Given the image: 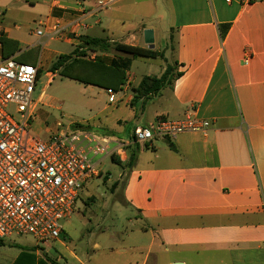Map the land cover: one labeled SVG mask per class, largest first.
I'll list each match as a JSON object with an SVG mask.
<instances>
[{
	"label": "crops",
	"instance_id": "crops-1",
	"mask_svg": "<svg viewBox=\"0 0 264 264\" xmlns=\"http://www.w3.org/2000/svg\"><path fill=\"white\" fill-rule=\"evenodd\" d=\"M98 1L108 0H0V38L17 44L10 57L36 46L40 56L41 39L52 40L49 28L58 23L64 30L59 41L74 48L82 46L80 38L86 36L148 49L144 26L130 32L116 25L115 10L108 8L123 0L103 9ZM164 2L174 41L170 60L165 52L152 50L181 76L154 96L128 97L141 123L125 127L122 138L127 140L135 126L178 120L187 113L208 121L210 128L205 136L155 140L168 143L162 153L152 142L137 146L121 196L123 207L135 213L140 224L126 234L128 252L122 264H264V0ZM140 3L133 0L132 5ZM37 31L43 35L36 36ZM124 37L128 41L123 42ZM101 53L110 56L109 62L125 56ZM39 56L35 65L40 67ZM164 69L146 76L159 77ZM126 75L128 79V71ZM116 123L120 127L122 121ZM143 148L154 150L146 164L140 162ZM65 238L62 230L57 243L67 249ZM31 249L41 260L47 259L38 250L53 252L47 261L60 264L58 251L49 243ZM113 250L93 246L97 252ZM69 256L76 264H93L91 258L80 259L71 251Z\"/></svg>",
	"mask_w": 264,
	"mask_h": 264
},
{
	"label": "rangeland",
	"instance_id": "rangeland-1",
	"mask_svg": "<svg viewBox=\"0 0 264 264\" xmlns=\"http://www.w3.org/2000/svg\"><path fill=\"white\" fill-rule=\"evenodd\" d=\"M138 1L141 3L137 7H133V0H123L108 9L115 10L113 12L117 16L115 23L117 26L119 25L120 29L132 32L142 25L146 30H151L152 34L154 31L155 49L158 52H165V57L169 59L168 54L172 51L174 41L171 39L169 30L167 5L164 0ZM99 15L103 16L104 14L100 13ZM34 28L39 27L35 26ZM99 36L105 37L101 34ZM121 39L123 42L128 41V37ZM41 43L44 44V47L39 56L41 68L33 95L36 114L31 125V133L43 141L47 137L44 133L46 126L54 127L59 122L63 128L81 125L92 131L99 139H102L103 136L128 141L129 139L122 138V130L140 122V115L136 114L134 109L129 106L128 97L134 96L133 89L137 87L144 76L157 75L166 67L167 62L163 58L139 57L133 59L128 70V75L132 78L128 76L127 83L125 82L123 85L124 89L122 88L115 95V103L109 104L105 88L102 86L80 83L61 76L59 72L52 75L50 67L56 59L60 55H71L77 49L76 47L56 39L49 40L47 37H43ZM140 45L142 46L143 42ZM85 58L91 62L101 61L104 64H109L110 60V56L106 57L100 52H86ZM169 60L168 62H170ZM39 97L40 101L37 102ZM8 111L15 116L13 106L9 107ZM117 120L122 121L120 127L116 123ZM104 129L118 132H114L111 136L108 133H103ZM152 143L159 148L160 153L166 152L168 148L166 141L154 140ZM133 146H129L130 150ZM153 151L151 148H143L139 155L140 162L148 163ZM100 158L94 157L93 161L97 162ZM119 162L124 165L126 160ZM121 165L113 163L109 157L104 158L98 166L101 171L100 175L86 183L79 193L73 214L60 221L66 235L63 243L67 249L59 246L58 240L49 243V246L58 251L60 264H76L70 259L69 251L80 259L91 258L93 264H110L106 262V259H109L112 264H122L126 258L128 252V243L125 242L126 234L131 229L138 228L140 222L135 221V213L122 205L121 190L129 170ZM114 184H116L115 187H113ZM129 219H131L130 222ZM0 240L3 243L0 245V264H11L19 256L21 250L30 249L35 245V240L31 236H12ZM94 244L111 247L115 250L112 252L93 251ZM38 251L40 257L47 260H49V254L53 253H45L41 249ZM99 254H101L100 257L94 260ZM103 258H105L104 262H102Z\"/></svg>",
	"mask_w": 264,
	"mask_h": 264
},
{
	"label": "built area",
	"instance_id": "built-area-1",
	"mask_svg": "<svg viewBox=\"0 0 264 264\" xmlns=\"http://www.w3.org/2000/svg\"><path fill=\"white\" fill-rule=\"evenodd\" d=\"M112 2L98 1L96 5L103 9ZM63 34L55 23L47 35L61 40ZM39 72L38 64L21 63L15 57L0 59V239L31 236L36 246L60 239V221L73 214L79 193L100 175L98 166L104 158L124 162L130 145L172 140L181 134L205 136L210 128L208 121L187 113L182 119H158L147 126H135L132 139L120 141L99 139L81 125L63 128L57 122L54 127L46 126L47 137L42 141L31 133ZM105 92L107 102L115 103L116 93L111 89ZM11 106L16 117L8 111ZM94 157L101 158L94 162Z\"/></svg>",
	"mask_w": 264,
	"mask_h": 264
},
{
	"label": "trees",
	"instance_id": "trees-1",
	"mask_svg": "<svg viewBox=\"0 0 264 264\" xmlns=\"http://www.w3.org/2000/svg\"><path fill=\"white\" fill-rule=\"evenodd\" d=\"M228 30L225 26L220 30V35L223 38ZM82 46L75 49L71 55H60L56 61L51 65L50 71L55 74L59 72L61 76L70 78L84 84L98 85L106 89H111L116 94L122 90L124 83H127V71L130 68L132 59L146 58L155 59L162 57L160 53L153 50L143 49L136 46H130L123 43L113 42L109 43L105 39L89 38L82 36ZM2 45L3 58H9L11 54L17 51V44L6 38H0ZM11 44L12 47L7 52V46ZM40 47L36 46L28 49L15 57V60L28 65H35L38 60ZM114 51L118 54L125 55L124 57H116L112 59L109 64H104L101 61L91 62L86 56V52H108ZM181 74L174 73V67L167 65L163 73L159 77L146 76L141 79L135 89H133L134 97L148 98L158 94L162 89L172 85L174 79L179 78ZM39 77V74H38ZM87 129V128H86ZM89 130V129H87ZM133 130V129H132ZM132 130L129 138L132 139ZM138 145H134L132 150L127 148V160L124 165H121L119 160L111 157L110 160L117 165L127 168L129 171L134 167ZM116 184L113 185L115 187ZM0 240V245H2ZM33 249L21 250L19 256L12 264H55L52 261L36 259L32 254Z\"/></svg>",
	"mask_w": 264,
	"mask_h": 264
},
{
	"label": "water",
	"instance_id": "water-1",
	"mask_svg": "<svg viewBox=\"0 0 264 264\" xmlns=\"http://www.w3.org/2000/svg\"><path fill=\"white\" fill-rule=\"evenodd\" d=\"M143 36H144V42L148 46V49L152 50L154 48L152 31L151 30H145L143 33Z\"/></svg>",
	"mask_w": 264,
	"mask_h": 264
}]
</instances>
